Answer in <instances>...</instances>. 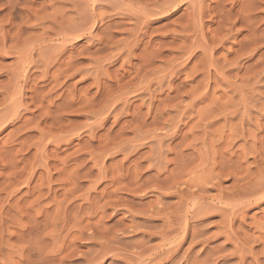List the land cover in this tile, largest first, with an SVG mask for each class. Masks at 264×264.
Segmentation results:
<instances>
[{
    "label": "rangeland",
    "instance_id": "1",
    "mask_svg": "<svg viewBox=\"0 0 264 264\" xmlns=\"http://www.w3.org/2000/svg\"><path fill=\"white\" fill-rule=\"evenodd\" d=\"M0 264H264V0H0Z\"/></svg>",
    "mask_w": 264,
    "mask_h": 264
}]
</instances>
